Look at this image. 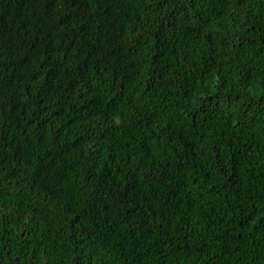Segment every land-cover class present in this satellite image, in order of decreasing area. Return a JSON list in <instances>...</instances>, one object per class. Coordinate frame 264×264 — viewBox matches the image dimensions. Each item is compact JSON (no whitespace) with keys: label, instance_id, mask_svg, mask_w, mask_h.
Masks as SVG:
<instances>
[{"label":"trees","instance_id":"16d2710c","mask_svg":"<svg viewBox=\"0 0 264 264\" xmlns=\"http://www.w3.org/2000/svg\"><path fill=\"white\" fill-rule=\"evenodd\" d=\"M0 264H264V0H0Z\"/></svg>","mask_w":264,"mask_h":264}]
</instances>
